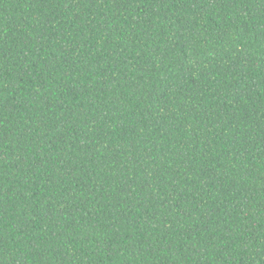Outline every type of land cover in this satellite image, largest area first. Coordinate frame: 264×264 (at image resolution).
Returning <instances> with one entry per match:
<instances>
[{"label":"trees","instance_id":"obj_1","mask_svg":"<svg viewBox=\"0 0 264 264\" xmlns=\"http://www.w3.org/2000/svg\"><path fill=\"white\" fill-rule=\"evenodd\" d=\"M0 264H264V0H0Z\"/></svg>","mask_w":264,"mask_h":264}]
</instances>
